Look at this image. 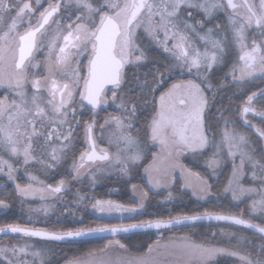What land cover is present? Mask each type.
<instances>
[{
	"label": "snow or ice",
	"instance_id": "snow-or-ice-1",
	"mask_svg": "<svg viewBox=\"0 0 264 264\" xmlns=\"http://www.w3.org/2000/svg\"><path fill=\"white\" fill-rule=\"evenodd\" d=\"M41 52L42 64L36 59ZM41 66L44 71L37 72ZM257 80L264 81V0H0V89L5 90L0 97V178L14 185L21 203L39 201L27 208L30 223L33 215L50 219L58 208L75 219L86 200L102 221L59 230L6 224L0 236L14 242L0 244V264H54L49 244L108 236L112 239L103 248L67 264H218L220 257L264 264V127L248 118L251 114L264 124V88L251 94L245 89ZM236 101L240 104L233 107ZM149 105L150 118L140 129L137 123ZM113 106L115 113L99 123L98 112ZM238 126L255 133L258 142ZM102 141L107 147L100 146ZM188 154L203 158L206 177L179 162ZM70 157V179L55 185L30 171L38 165L44 173L57 172ZM229 163L223 192L234 202L247 200L250 218L243 210H205L136 220L149 193L171 189L177 179L198 201L208 200L210 181ZM141 167L144 186L131 185L136 197L131 205L86 196L82 189L67 199L73 183L87 180L94 188L106 175L126 177ZM21 170L27 177L23 185ZM173 199L169 190L166 200ZM9 207L0 199V209ZM113 216L120 223L103 222ZM204 221L237 226L220 233L236 247L187 236L162 242L161 235L146 252L132 255L116 239L119 233L159 232ZM240 228L253 230L259 243Z\"/></svg>",
	"mask_w": 264,
	"mask_h": 264
},
{
	"label": "trees",
	"instance_id": "trees-1",
	"mask_svg": "<svg viewBox=\"0 0 264 264\" xmlns=\"http://www.w3.org/2000/svg\"><path fill=\"white\" fill-rule=\"evenodd\" d=\"M153 58H155V53H153ZM231 63V61H229ZM141 71L145 72L146 69L141 68ZM227 71V69H225ZM220 76H223V72L220 73ZM260 88H264V81H255L249 82L245 85L247 94H251L253 91H257ZM238 91L237 89H233ZM264 103V102H262ZM240 104V101H236L233 107H236ZM150 105L146 109L141 117V120L137 123V127L142 129L148 118H150ZM259 107V104H257ZM215 111V109H213ZM107 111L98 112V121L102 123L103 119L106 116ZM90 115V114H89ZM89 115H85L84 119H89ZM259 125V118H255ZM239 127V126H238ZM253 137L258 140V137L248 129L242 128ZM141 138L144 137V132H139ZM255 135V136H254ZM82 140V138H81ZM81 140L78 141L82 143ZM82 149L78 147L76 155L79 154V151ZM151 159L149 153L148 159L143 161V164H147ZM181 162L189 169L199 171L203 176H207L208 172L206 170L203 158L197 160L191 154L183 156L180 158ZM65 168L62 171L54 172L52 175L51 181H58L60 177H69L67 175ZM143 167L139 169H133V171L126 177H120L117 174L106 175L102 177L96 186L93 188L90 186L87 180L83 184H80L82 191L84 193L90 194L97 199H112L124 205H131L135 201V197L131 192V185L138 184L140 187L144 186V181L142 180ZM228 170L224 168L221 170L215 177L212 178L210 183L212 184V191L216 195L211 196L208 200L198 201L195 197L191 195V191L188 189H182L179 179H177L171 189L162 188L160 190H153L149 193L148 199L145 201V207L142 210V213L136 217V220H149L164 218L167 219L169 216H175L177 214L187 213L192 214L194 212H203L208 210L210 212H223L226 214H239L243 210L244 218L248 219L249 213L247 210V200L243 202H234L228 195H221V188L227 178ZM179 176V174H176ZM19 182H22L20 179ZM76 187L79 184H75ZM172 191L174 199L172 201H167L166 197L168 191ZM0 199L5 200L10 207L8 209L0 210V227L5 226L6 224H20L21 226H30L36 225L37 228H47L50 230L67 229L70 227L76 226H85V227H95L98 224L102 223L101 220H98L96 215L92 212L91 208L88 207V201L86 200L84 204L78 206L76 211V218L74 219L70 215L62 214L61 217H56L52 215L50 219L45 220L43 216L39 217L37 221L30 223L28 221V216L24 212L21 199L17 197L14 192V185L6 183L5 180L0 178ZM87 205V207H85ZM80 218H82V224L80 223ZM253 222L260 223V217H251ZM103 222L117 224L120 223V218L118 216H113L111 218H106ZM135 222L133 220L125 219L124 223ZM33 227V226H32ZM221 229L225 231H233L237 229V226H230L227 222H199L195 226L191 227H174L172 229H164L159 232L155 229L143 230L135 233H119L117 234L116 239H119L121 243L125 244L129 252L132 254H141L146 252L149 245L155 242L161 235L164 237L167 234H186L189 237L198 240L205 241L208 240L212 243H221L226 245H234L235 242H229L227 237L221 236ZM239 231L241 234L247 236L249 239L255 240L256 243H259V240L256 236L253 235V230L240 228ZM216 233L215 239L212 238V233ZM1 240L11 239L8 236H0ZM107 239H112L111 236L107 238L97 237L87 241L77 242L73 244L68 243H52L48 247L52 248L55 252L53 256L54 264H61L64 261L74 259L83 254L88 253L89 251L98 250L103 248ZM32 240L39 242L38 238H32ZM246 250L247 245L241 246ZM218 264H239V261L235 257H220Z\"/></svg>",
	"mask_w": 264,
	"mask_h": 264
},
{
	"label": "rangeland",
	"instance_id": "rangeland-1",
	"mask_svg": "<svg viewBox=\"0 0 264 264\" xmlns=\"http://www.w3.org/2000/svg\"><path fill=\"white\" fill-rule=\"evenodd\" d=\"M46 2V0H42V3H45ZM255 2H257L258 3V0H255ZM222 15V14H221ZM197 18H199V17H197ZM42 53L43 52H41V53H37V55H36V59L38 60V61H41V64H42V62H43V55H42ZM36 71L37 72H40V73H42L44 70H43V67L41 66L40 68H38V69H36ZM133 71H135L134 69H132V70H130L129 72H128V77H129V79H131V77H132V72ZM143 71H141L140 70V74L141 75H143ZM185 78H187V77H185ZM171 83V82H170ZM259 90V89H258ZM257 90V91H258ZM4 89H0V97H2L3 95H4ZM115 113V109H114V106L113 107H110V108H108V110H107V112H106V116L107 115H109V114H114ZM105 116V117H106ZM249 119H252L253 120V122L254 123H256L258 126H260V127H264L263 125H259L258 124V122L255 120V118L254 117H252L251 116V114H249V117H248ZM105 119V118H104ZM104 119H103V121H104ZM236 119H239V117L237 116L236 117ZM103 121H102V123H103ZM238 130H240V131H242V132H244V130L242 129V127H238ZM141 133H143V131H141ZM246 135H248L250 138H251V140H253V141H257L258 142V140H256V138L255 137H253V136H251L246 130H245V132H244ZM255 134V133H254ZM255 136V135H254ZM81 142H82V140H81ZM100 146L101 147H107V141H102V142H100ZM111 151H115V149L113 148V149H111ZM79 155V154H78ZM77 155V156H78ZM151 155V154H150ZM150 161H151V159H150ZM150 161L148 162V163H150ZM181 164H183L181 161H179ZM203 162H204V160H203ZM72 163V159H71V157L63 164V166L62 167H60L59 168V170L58 171H62L63 170V168H65V170L66 171H68V169H69V165ZM147 163V164H148ZM187 168V167H186ZM225 168L228 170V174H227V178H226V180H225V182H224V184H223V186H222V188H221V191H220V194L221 195H226V194H224V192H223V189H224V187H225V185L227 184V181H228V177L231 175V164L229 163L228 165H226L225 166ZM189 169V168H188ZM224 169V168H223ZM222 169V170H223ZM191 170V169H190ZM30 171H33L34 172V174H36V175H38L39 176V178L41 179V180H43L46 184H53V185H55L56 184V180L55 181H51L50 179L52 178V175H53V172H49V173H44V172H42L40 169H39V166L38 165H36V166H32L31 168H30ZM192 172H196V173H199L201 176H203L199 171H196V170H191ZM176 173H178L179 174V169H177L176 170ZM18 175L21 177V180H22V182H20L22 185L23 184H25V183H27V177L24 175V173H23V171L21 170L19 173H18ZM111 175H114V174H111ZM205 177V176H204ZM3 180H5V182L6 183H9V182H7L6 181V178H2ZM60 179H70V176L67 178V177H60ZM59 179V180H60ZM136 185H138V184H136ZM139 186V185H138ZM245 186H248V184L246 183V185ZM131 188V187H130ZM78 189H82V187L80 186V184L76 187V185H75V183H73V186H72V188H71V192L69 193V195H68V197H67V199H71V196H72V194L73 193H75ZM189 190V189H188ZM191 191V190H190ZM131 192H132V189H131ZM213 192V191H212ZM133 193V192H132ZM82 194H84V195H86V196H90V194H87V193H84L83 191H82ZM213 195H216V193L215 192H213ZM212 195V196H213ZM230 198H231V196H230V194H227ZM134 196V195H133ZM135 197V196H134ZM135 199H136V197H135ZM248 202V201H247ZM39 204V201L37 200V201H32L31 199H29V200H27V201H25L24 203H22V205H23V208H24V212H25V214L28 216V213H27V208L29 207V206H37ZM88 207H90V204L88 205ZM91 208V207H90ZM0 210H2V209H0ZM62 214H64L63 213V209L62 208H58L57 210H56V212H55V214L54 215H56V217H61L62 216ZM240 214V213H239ZM42 215H39V216H37V215H33V217H32V221H37L38 220V218L39 217H41ZM66 216H67V214H66ZM31 227L32 226H34V227H38V226H36V225H30ZM85 227V226H84ZM60 228H58V229H56V230H59ZM183 236H187V237H189L188 235H186V234H167V235H165L164 237H163V239H162V242H168V240L170 239V238H179V237H183ZM191 240H193V241H196V242H203V241H198V240H195V239H193V238H191V237H189ZM23 239H28V238H23ZM32 241H34V240H32ZM32 241H30V242H32ZM11 242V239H3L2 238V240H1V238H0V244H7V243H10ZM12 242H14V241H12ZM21 242H23L22 240H21ZM36 242V241H35ZM156 242V241H155ZM155 242L152 244V245H154L155 244ZM38 244L40 243V242H37ZM218 244H220L221 246H226V247H236V245L234 244V245H226V244H221V243H218ZM49 246V245H48ZM244 248H242L241 246H240V248H239V250L241 251V252H243V251H245V250H243ZM87 254V253H86ZM86 254H83V255H81V256H79V257H76V258H74V259H77V258H82V257H84ZM131 254V253H130ZM132 255H136V254H132ZM74 259H70V260H67V261H64L63 263H61V264H67V262L68 261H72V260H74Z\"/></svg>",
	"mask_w": 264,
	"mask_h": 264
},
{
	"label": "flooded vegetation",
	"instance_id": "flooded-vegetation-1",
	"mask_svg": "<svg viewBox=\"0 0 264 264\" xmlns=\"http://www.w3.org/2000/svg\"><path fill=\"white\" fill-rule=\"evenodd\" d=\"M42 55H44V54L42 53Z\"/></svg>",
	"mask_w": 264,
	"mask_h": 264
}]
</instances>
